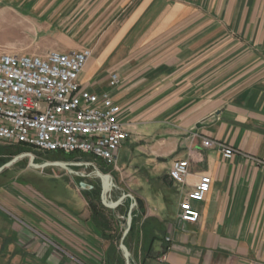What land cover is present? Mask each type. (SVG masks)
<instances>
[{
    "label": "crops",
    "instance_id": "obj_1",
    "mask_svg": "<svg viewBox=\"0 0 264 264\" xmlns=\"http://www.w3.org/2000/svg\"><path fill=\"white\" fill-rule=\"evenodd\" d=\"M3 16L44 24L49 50H92L81 83L109 92L131 133L116 150L120 171L102 167L144 203L125 239L134 264H264V0H0ZM202 137L238 151L227 159ZM178 159L190 160L186 185L170 176ZM9 170L0 264H124L130 198L92 207L77 190L82 203L62 207ZM203 174L200 219L181 222Z\"/></svg>",
    "mask_w": 264,
    "mask_h": 264
},
{
    "label": "built area",
    "instance_id": "obj_2",
    "mask_svg": "<svg viewBox=\"0 0 264 264\" xmlns=\"http://www.w3.org/2000/svg\"><path fill=\"white\" fill-rule=\"evenodd\" d=\"M91 57L90 48L45 54L0 53V141L24 146L31 153L87 154L118 168L116 150L131 133L121 120V106L109 92L83 87L80 76ZM118 83L119 76L113 73L110 84ZM202 143L217 147L227 159L238 151L209 137H202ZM79 159L77 162H85ZM189 167V159L175 160L171 178L186 185ZM211 184V176H200L180 203L179 221H199L194 202L206 198Z\"/></svg>",
    "mask_w": 264,
    "mask_h": 264
},
{
    "label": "rangeland",
    "instance_id": "obj_3",
    "mask_svg": "<svg viewBox=\"0 0 264 264\" xmlns=\"http://www.w3.org/2000/svg\"><path fill=\"white\" fill-rule=\"evenodd\" d=\"M43 30L44 24L23 22L21 20H14V17L8 16L0 17V53L45 54L51 49L49 44H51L52 40L44 37ZM30 151V149L24 146L11 145L0 141V167L11 161L17 155ZM33 154L35 155L34 162L39 164L59 161L77 162L80 157L84 158L85 162H91L93 164L88 166L83 164L72 166L71 168L75 172H69L60 166H48L45 168L32 167L30 166V157H26L17 161L14 166L5 169L6 171L10 169L9 173L13 176L19 174V178L27 177L28 180H34L31 185L39 190L54 205L73 208L72 203H82L81 197L77 193V190H79L81 196L85 197L90 205L91 202H94L96 206L109 207L102 200V180L94 166L95 161L98 164L96 167L102 173H109L113 176L115 188L112 194L113 192L119 191L125 193L124 190L118 188V184L114 180L115 175L108 168L104 169L102 167L107 163L91 155L75 153L73 156L69 154L66 158H60L54 156L47 157L46 154L38 151L33 152ZM22 169L28 171L23 172L21 171ZM115 169L120 171L119 167H115ZM5 170L3 171L4 173H6ZM148 186L155 188L157 184L151 183ZM119 252L125 261L124 251L120 247ZM131 261L134 264L132 254Z\"/></svg>",
    "mask_w": 264,
    "mask_h": 264
},
{
    "label": "water",
    "instance_id": "obj_4",
    "mask_svg": "<svg viewBox=\"0 0 264 264\" xmlns=\"http://www.w3.org/2000/svg\"><path fill=\"white\" fill-rule=\"evenodd\" d=\"M46 155L49 154V152L45 153ZM26 157H30V166L35 167V168H45L48 166H60L66 170H68L69 172H75L74 170H72V166H76L79 164H83V165H93L91 162H84V163H79V162H67V161H59V162H46V163H36L34 162L35 160V155L31 152H24L21 153L19 155H17L15 158H13L11 161L5 163L3 166L0 167V173L3 172L5 169L14 166V164L19 161L20 159L26 158ZM81 161H84V159H79ZM97 173L99 174L101 180H102V187H103V191H102V200L104 202V204H106L109 207L112 208H116L117 206H119L120 204H122V202L126 199V198H130L132 200L131 204H130V209L128 212V217L126 220V229L124 230L123 234H122V238H121V243H120V248L124 251V256H125V262L126 264H133L131 261V252L129 250V248L127 247V245L125 244V239L127 237V235L129 234V232L131 231L132 225H133V210L134 207L139 204V206L142 208L144 206L143 200L139 197H135L134 194L132 193H123L121 195V197L115 201H111L110 200V196L112 194L113 189L115 188V183L113 182V176L109 173H102L101 170H99L96 166H95ZM83 185V183H82Z\"/></svg>",
    "mask_w": 264,
    "mask_h": 264
},
{
    "label": "flooded vegetation",
    "instance_id": "obj_5",
    "mask_svg": "<svg viewBox=\"0 0 264 264\" xmlns=\"http://www.w3.org/2000/svg\"><path fill=\"white\" fill-rule=\"evenodd\" d=\"M72 156L74 155V154H71ZM47 157H52V156H54V157H60V158H66L68 155L67 154H64L63 152H61V151H57V152H49V154L48 155H46Z\"/></svg>",
    "mask_w": 264,
    "mask_h": 264
},
{
    "label": "trees",
    "instance_id": "obj_6",
    "mask_svg": "<svg viewBox=\"0 0 264 264\" xmlns=\"http://www.w3.org/2000/svg\"><path fill=\"white\" fill-rule=\"evenodd\" d=\"M91 206L92 207H96V205L94 204V202H91Z\"/></svg>",
    "mask_w": 264,
    "mask_h": 264
}]
</instances>
